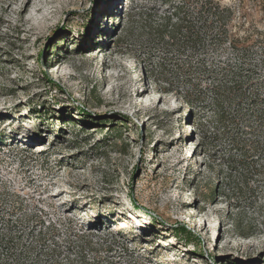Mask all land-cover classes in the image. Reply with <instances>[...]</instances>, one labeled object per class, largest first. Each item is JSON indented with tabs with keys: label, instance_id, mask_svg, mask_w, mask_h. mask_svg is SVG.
<instances>
[{
	"label": "rangeland",
	"instance_id": "rangeland-1",
	"mask_svg": "<svg viewBox=\"0 0 264 264\" xmlns=\"http://www.w3.org/2000/svg\"><path fill=\"white\" fill-rule=\"evenodd\" d=\"M39 1L0 0V264H264V157L244 172L208 94L165 93L122 39L164 0ZM215 1L258 35L259 87L264 0Z\"/></svg>",
	"mask_w": 264,
	"mask_h": 264
},
{
	"label": "trees",
	"instance_id": "trees-1",
	"mask_svg": "<svg viewBox=\"0 0 264 264\" xmlns=\"http://www.w3.org/2000/svg\"><path fill=\"white\" fill-rule=\"evenodd\" d=\"M163 4L161 15L157 10L156 16L143 20L141 33L132 35L127 30L122 39L141 37L160 52L162 57L146 72L155 84L165 87V93L177 92L173 82H183L188 93L192 92L185 96L189 106L203 102L208 94V105L215 109L214 135L227 136L244 172L250 173L255 158L264 157V82L261 79L259 87H254L253 76L261 73L251 64L250 53L260 42L258 35L251 29L240 35L233 29L234 9L215 0H164ZM227 49L233 51L235 63L221 61ZM261 70L264 74V66ZM210 189L214 195L219 193L217 185ZM81 263L86 264L85 257Z\"/></svg>",
	"mask_w": 264,
	"mask_h": 264
},
{
	"label": "bare ground",
	"instance_id": "bare-ground-1",
	"mask_svg": "<svg viewBox=\"0 0 264 264\" xmlns=\"http://www.w3.org/2000/svg\"><path fill=\"white\" fill-rule=\"evenodd\" d=\"M39 2H40V6L39 7L37 6L36 8H34L35 13H40L42 11V5L53 4L56 1H54V0H40ZM31 4H32L31 0H27L26 9H28V7L30 8ZM30 13H27L29 15V18H31L33 16V14H30Z\"/></svg>",
	"mask_w": 264,
	"mask_h": 264
}]
</instances>
